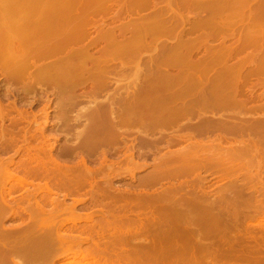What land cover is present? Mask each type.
<instances>
[{
    "label": "bare ground",
    "instance_id": "1",
    "mask_svg": "<svg viewBox=\"0 0 264 264\" xmlns=\"http://www.w3.org/2000/svg\"><path fill=\"white\" fill-rule=\"evenodd\" d=\"M41 1L42 0H3V2H0V75L2 73L5 74L7 79L10 80H18L21 78L24 80L27 76L28 79L25 78L27 81H23L24 85L21 84L23 87L21 89L23 90L22 92L25 93L32 91V94L34 91H37L38 88H44V84H49L48 86L53 85L52 87L55 86V89L58 90V94L65 91V89H68L70 92H74V90L79 86L83 87L88 83H90L89 86H92V89L95 91H98V89L100 90L102 87L105 88L107 83L106 77L112 73H117V75L120 73V70H117L120 68H115V64L120 61V57L127 55L131 56V54L135 55L136 50L138 51L139 47L143 48V44L146 42L145 40L147 39L145 38L147 36H152L153 38L155 35L158 37L161 34L168 35L171 32H176L180 27L178 26L179 21L184 23L186 19H184L182 11L198 9L207 14L206 17L204 15L203 18H199L198 20L194 19L195 22L193 21L194 25L192 26L193 32H196L195 30L198 32L199 29L203 30L201 27H204V29L210 27L212 29L217 28L218 30V27L220 26V23L218 24L219 19L222 22L223 18H230L231 16H235L237 21L240 20V25L244 21L247 22L246 19H249V22L252 20L255 23L264 22V0H206V2L205 0H165L164 2H166L165 4L167 5L164 7L165 9L161 7V3L157 0H123V2H121L122 8L127 13L152 9L154 10L152 11V13L154 12V16L152 18H144L143 16L135 18L131 16V18L125 22L122 20L124 23L121 22L122 25H119L121 28L117 25L114 26L112 23V25H108L105 19L101 20L104 17L99 18L95 16V14L98 15L100 12V15H102V13L105 15L107 12L110 14L113 6L112 1L114 0H55V2L53 1L54 3L52 1L44 2L46 4L41 3ZM167 9L175 15L174 21H177V24L176 22L175 25H173L174 22L173 24H170L167 22L168 20L165 21V18L161 16L162 13L163 15L165 14L164 12ZM10 12L14 15H11ZM237 16H240L241 19L238 20ZM215 19H217L218 22ZM215 22H217L216 26ZM254 22L253 24L255 26ZM224 24L227 26L225 21ZM242 25L245 26V24ZM221 26L222 27L220 28H226L223 23H221ZM259 27L260 28L257 26L253 27L254 30L249 28V32L246 30L247 33L244 35V38H240L239 40L241 41V45H239L238 49L233 48V50H230L228 47V49L225 47L226 50L223 47L222 48L224 50L220 48L223 51H217V49H212L213 51H210L208 49L200 58L196 56V52L198 51L197 47L195 54H193L194 51H192L195 49L191 50V48L189 49L187 45L185 46H187L186 48L188 49L182 48L183 43L187 40L185 41L184 38L181 40L182 36L180 37V35L183 31L180 34L178 33L175 45L172 44V46L165 47L156 53L155 61L157 63V70L153 74H150V78H148L145 83L140 85V89L135 93V97H133L131 102L129 101V104L126 102L127 105L122 112L107 113L103 112V109L102 111H99L102 113L96 112V115L94 114V118H96L97 122L105 121L106 125L109 124V129L110 127L116 126L117 123L122 125L142 123L145 124L144 126L147 125L150 129L151 127H171L172 132L170 136L168 135V138H166V136L163 137V133H161L160 135L162 136L159 137V139L161 137H163V140L164 138L167 139L165 146L167 149L178 145H184V143L187 144L192 140V138H195L196 135H204L217 131H220L222 134L218 137L219 145L222 146V143L227 140V134H238L244 137V135L252 134L260 128L264 129V121H260L256 125L251 126L252 130H250L247 122L241 119H235L239 122L228 121L226 118L217 121L210 120L206 116L201 118L202 113L206 114L207 112L197 111L199 110V106L205 111L208 109L235 108L236 112H239L238 114L242 112H264V96H260L258 94L259 98L261 97V100H263L262 103L261 100L259 101L257 95L254 96L255 94L253 92L255 91V88L252 87L254 91L252 88H247L250 83L247 79L251 78L252 75L258 76L264 73V55H262L259 50V53L256 52V54H253L254 56L251 55L250 59L248 56L249 64L251 61L253 62L252 64H254H250L253 68H250L248 72L245 70L246 66L243 65H246L244 61H247L243 58L237 59L236 57H233L241 54V51L248 46L251 47L253 45H257L262 47L261 42H264V28L262 25H259ZM92 30L96 31V36H98L97 38L95 35L94 37L92 36ZM130 32L133 33L132 39H120V37ZM174 34L176 35V33ZM202 37L203 35L201 38ZM208 38V34H204L203 40L205 41H197L200 42L201 45V43L204 44ZM101 43H105V49L103 50L102 55L98 56V52L95 56L92 52L93 48L96 46L100 48L99 45H101ZM191 44L188 43L189 47ZM135 46H137L138 49H134ZM199 47L198 49L200 50ZM217 52L220 54V58L223 59L222 61L225 59V64L228 59H237L234 64H229L226 68H224V70L222 69L220 71L218 68V77L220 78L225 77V74L229 73L227 79L228 81H216L213 85H207L208 83H199L197 81L194 82L193 79H200V73L201 75H203L202 73H205L208 77L210 72L213 71L212 69H215L214 66L219 58H217ZM248 62L247 65H249ZM225 66L223 65V67ZM110 71H112V73ZM245 71L247 73H245ZM104 78H106V80ZM16 82L17 81H15V83ZM11 85L12 84L5 88L7 89V93L5 94H8V91L11 90ZM259 85L264 87V83ZM244 87L249 89V96H247L246 92H244ZM198 89H202L201 92H199ZM247 89H245V91ZM42 92H45V90ZM189 93H205L206 95L212 94V96L208 98L201 97L200 99L194 98V101L193 99L189 101L184 100V102L180 101V96H183L185 99L184 95ZM149 95H153L154 97L150 98ZM33 100L30 102V105H33ZM151 103L155 105H150ZM3 107L4 106L0 103V112H7L6 108L4 107V109ZM14 109H16L17 112H22L18 110V108L14 107ZM233 111L234 110H232V112ZM42 112L44 113V117L47 119V108L45 107ZM62 113L63 112H61V114ZM19 116L22 117V120L26 119L25 115L21 113ZM194 117L201 118L197 126H194L195 128L190 126L188 123ZM34 119H36L35 116ZM228 119L231 118L228 116ZM0 120L2 122L4 121L3 115H0ZM47 123L48 122L46 120L44 124L46 125ZM113 123H116V125L112 126ZM43 129L44 128H42L41 134H39L41 137L43 135ZM111 130L112 129H110V131ZM189 130L196 132V135L182 133ZM251 142H253V140L246 142L245 139L239 142L238 148L235 149L237 158H244V156L250 155V153L251 156H254L253 154L257 153L254 156L256 157L259 153H262L261 151L259 153L257 152L260 150L258 149V144H256L257 142ZM256 146L257 149L253 150ZM205 147L206 146L201 145V143H196L194 149L182 146V148L180 147L179 149L170 151L169 155H165L158 162L155 161L156 168L154 169L156 171H153L154 174H150L151 176L149 177V180H147L148 178H145L146 180L142 179L141 183L147 186L156 187L163 185L166 180H170L174 174L176 175L187 171L192 172V170L195 169L202 170L210 165L218 166V168L227 165L226 168H222L221 172L229 173L230 169H227V167H232L234 165L231 153L229 156L222 153L217 158H204L203 155L206 154H203V149H206ZM212 147L214 148L213 145ZM213 148H211V150ZM50 150L51 149H49V151ZM206 150L208 151L209 149L207 148ZM252 150L255 152H250ZM116 151L121 154V150L116 149ZM108 153L103 155V161H101V164H98L99 166L91 168V163H86L88 160L85 159V161L79 159L81 161L73 164V167H70V165L67 166L65 163L67 166L66 167L64 165V167H66L65 171H61L60 162L58 165L59 168L53 169V164L55 162L52 159H49L48 161L42 159L43 161H41L38 160L39 158L37 159L30 156V159H28L29 162H26L27 164H23V167H26L27 172L31 175V178H24L25 176L22 178L18 176L16 177L17 181L14 185L16 188H24V190L26 189L28 192V188H31L28 186L34 185L33 183L35 180L32 179H34V177H38L37 179L43 183L44 190L54 198L53 200L51 199V196L48 198L49 195L46 193V196L48 195V200L55 201V203L51 202L52 205H56V200H58L60 203L57 204L58 206H61L62 204L64 205V202L70 193H80V190L82 192V190H84L83 188L88 187L90 188L89 191L91 193L92 200L95 202V206L100 205L98 204V202L100 203V201H98V195L100 192L98 193L95 187H99L97 177L103 175V173L107 170L112 172V170L116 169V166H118V162L108 160V156L106 155ZM124 155L128 157L127 153ZM131 162L134 164L137 163L131 159V161H128L127 164H130ZM34 163L36 164L35 166H33ZM240 164L242 163H239L238 166ZM9 166L10 165H8L7 170H5L7 174H12ZM147 166L148 165L145 164L144 168ZM238 166L236 165V167ZM241 167L242 166H239L238 169H241ZM245 167L247 168L246 165ZM134 168L139 169L140 167ZM242 169L244 170V168ZM52 170L54 171L52 172ZM115 171H118V169ZM118 173L120 174V172ZM118 173L116 172V174ZM105 176L106 175L104 173V177H101L104 180V183L108 186L113 185V183L111 184V180H109L111 175H108V179L107 177L105 178ZM116 177L117 175H115V178ZM163 187L164 186L161 187V190H163ZM126 189H116L119 194L123 193L121 200H125L126 198L129 199L131 194L133 196L135 195L134 192L131 193L130 190ZM236 190L237 189L235 188L234 190L231 188V190L228 191L230 193L232 191V193L235 192L233 196L231 195V197L230 193L227 195L226 190L224 191L225 193L223 192L224 195L220 194V197H214L213 200V196L209 194H199L193 190L192 192H186L185 182L180 181L178 183H170V186L165 188L162 192L153 193V191L152 193L148 192L144 195H135V200H132V196V199L130 198L132 200L131 202L126 199L128 202H125V207L128 208L132 205L143 206L145 204L143 206L144 208L146 204H148L150 209L154 208L150 211V215L144 211L145 216L148 214L145 220V222L148 220V225L143 226L139 224L138 227L134 226L136 229L132 232V229L129 227L122 228L121 226L118 227L119 225L116 227V224H118L117 221L118 219H121L120 217L122 214L117 217L114 216V213L112 214L113 217H110V219H113L109 220L107 217L111 215V213L108 211L107 216L104 214L106 212L104 210V213L99 211V213H102L100 216L101 219L99 217V222H101L100 220L103 219L104 215L107 216H104L105 220L103 219L104 221L103 223L101 222V225L99 222L97 223L100 227L98 225L97 227L95 225L96 222H93L94 224L86 228H81L77 225V221H71L72 226L66 227L68 225L63 222L64 220H59V222L57 221L58 224L56 222V225H52L50 227L44 226L38 222L40 221L39 217L44 210H40L41 207L43 208V205L40 206V201L38 202L35 199V194H33V196L31 193L30 195L24 197L23 200H17V202L15 201L16 198L12 195L9 184V188L4 186L0 191V264H55L58 259L68 258L70 259H68V261L66 260L67 262H64V264H119L120 260H123V264H154V261L155 264H253L255 262V264H264V251L260 250V248L263 249L264 247L261 246L259 248L260 243H258L255 239L254 241L256 242L250 243L252 242L251 240L242 237V239H246V242L250 241L247 245L246 243H243L245 241H242V235L237 236L240 237L242 242L239 238H234V236V239L232 236L229 238L227 236L228 233H226V236L224 235L225 237L216 236L217 231L220 230V226L218 227V225H221V230L224 225L221 223L222 218L224 219L223 221H225V217H233L234 220H236L241 217V212L243 213L245 210V205L251 207L254 206L253 202L256 199L254 201L251 199L253 202H251V200H247V202L249 201L248 203L251 202L253 205L251 203V205H248L245 200L240 202L241 199L239 200V197L242 196L243 191L241 193L240 190V192L237 190L239 193L237 194ZM156 191L158 190L156 189ZM187 191H189V188H187ZM29 192L31 191L29 190ZM66 192L69 194L67 195ZM79 193L78 195L80 196L81 194ZM71 194L70 196L73 198V195ZM124 194L127 195L125 196L126 198L124 197ZM55 195L57 196L56 198L54 197ZM101 195L102 194H100V196ZM74 196L76 197V194ZM31 199H35L36 203H32L30 201ZM232 199L234 202H236L235 199L238 201L234 204ZM121 200L120 203L122 202ZM26 201H29L32 204L24 206L23 204ZM260 202H258V205H261ZM82 203H84L83 198H73L71 209L74 211L76 207ZM104 204L106 203L104 202ZM236 204L240 205L241 208L243 207L242 211H238L240 207ZM57 205L55 207L58 208ZM122 205L124 206V203H122ZM232 206H234V208L235 206L237 207V209L235 208L234 210H237L239 214L234 212ZM124 208H122L123 212L127 209ZM246 209L249 213L252 210L257 211L255 206L254 209L253 207H246ZM249 209L252 210L250 211ZM260 209L262 210L264 208L261 207L258 210ZM229 211L231 213H228ZM58 212L62 213L63 211ZM118 212L119 211H117V213ZM66 213L67 211H65V214ZM251 213L248 217H252ZM260 213H262V211ZM236 215H239V217ZM242 215L244 216V214ZM246 215L247 214H245V216ZM243 216L241 218H243ZM245 216L243 219L247 222L248 218L246 217V219ZM125 217L128 218V216ZM233 218H229V222H226H234L232 221ZM127 220L125 219L126 222ZM138 220L136 222H138ZM240 220L237 219V222ZM13 221H19L20 223L14 225L12 223ZM7 222H10V224L12 223L13 225H8L9 223ZM211 223L213 227L215 226L214 228L218 227L217 231L210 225ZM234 223H236V221ZM229 225L230 224H228V226ZM232 225L234 224L232 223ZM127 226H129V224H127ZM226 226L227 224L224 227L226 228ZM225 228H223V230ZM141 233L146 234L149 241H146V243L144 242V244L139 240L135 242L136 244L131 241L135 238V235L133 237L132 234H138V237ZM105 235H109L108 239H106ZM82 239L83 241L87 240V242H85L91 246L89 251L84 250L82 245H76L81 242ZM235 239L240 242H236L237 240L235 241ZM132 244L136 246L134 247ZM129 246L131 247L130 249ZM60 249L66 252L58 257L54 256L56 250ZM100 251L101 255H94L95 253H100ZM143 255H151V261L146 262V259L144 260L142 258Z\"/></svg>",
    "mask_w": 264,
    "mask_h": 264
},
{
    "label": "rangeland",
    "instance_id": "2",
    "mask_svg": "<svg viewBox=\"0 0 264 264\" xmlns=\"http://www.w3.org/2000/svg\"><path fill=\"white\" fill-rule=\"evenodd\" d=\"M42 1H41V3H44L46 1L47 2H51V1L55 2V0H42ZM157 1L161 3L160 5L163 8L165 6H167L165 4L166 2H164L165 0H163V1L157 0ZM207 1H209V0H207ZM0 2H3V0H0ZM112 2H113V6H112V12H110V14L108 12H107L108 15H107V13L105 15H103V13H102V15H100L101 12L98 15L95 14L96 17H99V18L104 17L101 20L105 19V21L108 25L114 24V26L117 25L118 27H120L119 25H122V23L129 20L131 18V16L135 17V18H139V16L140 17L143 16L144 18H149V17L152 18L154 16V14H153L154 12L152 13V11H154V10H152V9L151 10L150 9L149 10L148 9L143 10L144 12L141 10V11H138L139 13L138 12L127 13L122 8L121 2H123V0H114ZM205 2H206V0H205ZM44 4H46V3H44ZM182 12H183L184 19L185 18L186 19H185L184 23L182 21H179V23L181 22L180 25L178 23V26H180V27H179V29H177L176 32H174V33H176V35L173 32H171L168 35L161 34L158 37H156L157 35H155L153 38H152V36H147L145 38L147 40H145L146 42H144L143 48L139 47V49H138V47L135 46L134 49H138V51L136 50L135 55H133V54H131V56L127 55V56H124L125 58L120 57V61H118L115 64V68L116 67L120 68V69H117V70H120V73L117 75V73L115 74V73H112V71H110L112 74L109 75L108 77H106L107 80H106V78H104L107 81L105 88L102 87L103 89L100 88V90L98 89V91L93 90L92 86H89L90 83H88V84L84 85L83 87L79 86L78 88H76L74 90V92H70L68 89H65V91L58 94V90L55 89V86L52 87L53 85L48 86L49 84L48 85L44 84L43 85L44 88H41V89L38 88L37 91L33 92V94H32V91H29V93H25V92H22L23 90L21 88H23L22 85H24V82L27 81L25 79V78L28 79L27 76L25 78L23 77L24 80L22 78L18 79L19 80V82H18V80L7 79V76H5V74H3L1 72L2 74L0 75V103L2 104V106H4L6 108L7 112H0V115L4 116V121L2 122L0 120V168H1L0 169V191L2 190V188L4 186H7L9 188V184H10V189L12 191V195H13V197L16 198V199L14 198L15 201H17V200L19 201L20 199L23 200L24 197L30 195L31 193H32L31 195L35 194V199L38 202L40 201V203H39L40 206L43 205V208L41 207L40 210H43V209L44 210L41 213V215L39 217L40 221H38V222H40L44 226L50 227L52 225H56L57 221L59 222V220L60 221L64 220L63 222L67 223V225H68L66 227H69V226L71 227L73 221H77L76 222L77 225L80 226L81 228L82 227L86 228V227L94 224L95 222H96L95 225L96 226L98 225L100 227V225L105 220L104 216H106V215L108 216L107 212L109 211L111 213V215H109L108 217L106 216L107 218H109V220L113 219V218L110 219V217H113L112 214H114V213L116 214V215L114 214V216H117V217L120 214H122V216L120 217L122 220L118 219L119 222L117 221L118 224H116V227L118 225H119L118 227L121 226L122 228L129 227L130 229H132V232H133V230L136 229L135 227H138L139 224H141L143 226L148 225V223H147L148 220L146 222H145V220H146L148 214L151 213L150 211L154 209V208L150 209V207H148V204H146L147 208H146V206L143 208V206L145 204L143 206L132 205L131 207L129 206L128 208L125 207L126 206L125 202L127 200L129 202H131L132 200H135V197H136L135 195H141V194L144 195V194H147L148 192L152 193L153 191H154L153 193L162 192V191H164L165 188L170 186V183H178L180 181L185 182L186 192H192V190H193L194 192H198L199 194H202V193L209 194V195L213 196L212 197L213 200H214V197L217 198V196H219L220 194L224 195V193H225L224 191H226V190H227L226 192L228 195L230 193L228 191L231 190V188H232V190H234V188H235L238 191L240 190L241 193L243 191L242 196L240 195L241 197H239V200L241 199L240 202L242 200H245V202L249 205L255 199L257 200V201L255 200L253 202L254 206L257 208V211H254L252 209H251L252 210L251 211L249 209L252 212V213L250 212L252 217H248V215L250 213L246 209V207H249V208L253 207V209H254V206L251 207V206L245 205L244 206L245 210L243 209L244 210L243 213L241 212V217L243 216L242 214H244V216H245V214H247L245 216V218L246 217L248 218L247 222H245V219H243L244 216H243V218H241V217H239V215H236L239 217L237 219L238 220L241 219V220L239 222H237V219L234 220V218L232 217L233 218L232 221H234V222L236 221V223L232 222L235 225L234 226V225H232V223H227L232 218L229 217L230 218L229 219V218L225 217V215H224L225 221H223L224 219L222 218V221L224 223L221 221L222 225L224 224L222 227V230H221V225H218V227L220 226L219 227L220 230H218V231H217L218 227L214 228L215 226L213 227L212 223L210 225L217 231L216 236L225 237L226 233H228L229 235L227 234V236L229 238L231 236L233 238V236H234V238L240 239V237H237V236L242 235L241 239H242V237H244L248 240H251L252 242L249 241L250 243H254L257 241L258 243L261 244V245L259 244V248L261 246L264 247V214H263L264 209L258 210L261 207L264 208V129L260 128V129H258V131L253 132L252 134L244 135V137H242L241 135H238V134H231V135L227 134L226 135L227 140L222 143V146L219 145V141H218V137L221 134L220 131L212 132V133L210 132L209 134H204V135H196V132H194L192 130L184 131L182 133H184V134L189 133L191 135H196V137L192 138V140L189 141L187 144L184 143V145H181V146L178 145V146H174V147L167 149L165 147L167 139L164 138V140H163L162 138L164 136H166V138H168L171 135V132H172L171 127H160V128L159 127H155V128L151 127V129H150L149 127H147V125L144 126L145 124H142V123H139V124L130 123L129 125L128 124L122 125L119 123H117V125H116V123H113L112 126H114V125H116V126L110 127V129H112L110 131L109 126H108L109 124L106 125L105 121L104 122L103 121L97 122L96 118H94L96 115L95 113L102 111L103 109H104L103 112H107V113L108 112H122V110L126 107V105L129 104V101L131 102L133 100V97H135V93L138 92V90L140 89V85L145 83L148 80V78H150V74L151 73L153 74L157 70V63L155 61L156 53L165 47L172 46V44L175 45V42H177L178 33L180 34L183 31V33H182L183 35L182 34L180 35V37L182 36L181 40H183V38L185 41L187 40L186 42L183 41L184 43H183L182 48L183 49H188V48L190 49L191 48V50L195 49V50H192V51H194L193 54H195V52L198 50L196 52V56H198L200 58L201 56H203V54L208 49L210 51H213L212 49H215V50L217 49V51L218 50L220 51L223 48L225 49V47L226 48L228 47L230 50L231 49L233 50V48L238 49L239 45H241V41H239L240 38H244V35H246L247 31L249 32V30H248L249 28L251 30H254L253 27L257 26L258 28H260L259 25H262V27L264 28V22L255 23L253 20L251 22H249L250 20L246 19L247 22L244 21L245 23L242 22L240 25V20H239V19H241L240 16L239 17L237 16L239 21H237V18H235V16H231L230 18L229 17L223 18L222 22L220 21V19L218 22L217 21L218 18L215 19L218 22V24L220 23L218 30H217V28L212 29L210 27V28L204 29V27L203 28L201 27V29H203V30L199 29L198 32H197V30H195L196 32H193L192 26L194 25L195 20H198L199 18H203L204 15L206 17L207 14L204 13V11H201L198 9H190L188 11H182ZM200 12H201V14H200ZM6 13H7V11H6ZM10 13H11V15L13 14L12 12H10ZM164 13L165 14L163 15V13H162L161 16L163 18H165V21L168 20L167 22L170 24H173V22H174L173 25H175V22L177 24V21H174L175 15L172 12H170L169 9H167ZM169 21H171L172 23ZM224 21L227 23V26L224 24ZM217 22H215L216 23L215 26L217 25ZM234 22H236V23H234ZM253 22L255 23V26H254ZM221 23H223V25L226 26V28H224V27L220 28V27H222ZM242 24H245V26ZM247 24L248 25L250 24L249 27ZM251 24H253V25H251ZM92 33H93L92 34L93 37H94V35L95 36L97 35L96 31H94V30H92ZM204 34H208L209 38H208V40L206 39L207 40L205 42L206 44L203 42L204 44L201 43V45H202L201 46L200 42L205 41V40H203ZM202 35H203V37L201 38ZM97 37L98 36H96V38ZM118 37H120V36H118ZM132 37H133V33L130 32V33H127V34L123 35L122 37H120V39L123 38L124 40H127V39L130 40V39H132ZM193 37H195V38H193ZM152 40H153V42H152ZM197 40L200 42H198ZM188 43H190V44L192 43L190 45V47H189ZM146 44H147V46H146ZM185 45H187L188 48H186L187 46H185ZM192 45H195V46H192ZM263 45H264V42L262 41L261 42L262 47L257 46V45H253L251 47L248 46L241 51V54H239L240 56L237 55L238 57L237 56H233V57H236L237 59L243 58L248 62L249 61L248 56L250 59L251 55L254 56L253 54H256V52L259 53L258 52L259 50L262 53V55H264V46ZM99 46H100V48L96 46L93 48V51L91 50L93 52V54H95V56L97 55L98 52H99L98 56L102 55V52L105 49V43H101V45H99ZM199 46H201V47H199ZM196 47H197V50H196ZM198 47L200 48V50L198 49ZM223 50H221V51H223ZM216 54H217V58L218 57L219 58L216 61V64H215L216 67L214 66L215 69H212L213 73L210 72L208 77H207V74L202 73L203 75H201V73H200V76H201L200 79L195 78V79H193L194 82L197 81L199 83H205V84L208 83L207 85H213L214 82H216V81L217 82L218 81L219 82L228 81L227 79H228L229 73L225 74V77L220 78V77H218L219 70L220 71L222 69L224 70V68H226L229 64H234V62L237 61V59L235 58L236 59L235 60L234 58H232V59L227 58L229 60V62H228V60H226V62L228 64L227 63L225 64V62H224L225 59H224V61H222L223 59L220 58V54H218V52ZM247 62L244 61V63H246V65L245 64H243V65L246 66L245 70L248 72L250 70V68L251 69L253 68V66L250 65L253 62L251 61L250 64L248 62L249 65H247ZM220 64H221V66H220ZM223 65L224 66L226 65V66L223 67ZM252 65H254V64H252ZM218 68H219V70H218ZM246 71H245V73H247ZM202 76H204L205 78ZM15 81H17V82L15 83ZM247 81H249L250 83L253 84L252 85L248 82L249 87H247V88H249V89H251L252 87L255 88L254 89L255 91L252 88V90L254 91L253 93L255 94L254 96L257 95V97L260 101L261 97L259 98V95L264 96V87H262V85H259V84L264 83V73L262 75H258V76L252 75L251 78L247 79ZM10 84H12L13 87L11 85V90L8 91V94H9L8 95V94H5V93H7V89H5V88ZM201 88H203V87H201ZM247 88L244 87V92H246L247 96H249L250 94H248V93H250V91ZM245 89H247V90L245 91ZM44 90H45V92H42ZM198 90H199V92H201L202 89H198ZM207 95L205 93H196V94L189 93L187 95H184L185 99L183 98V96H180L179 99H180V101L184 102V100L189 101V100L193 99V101H194V98L200 99L201 97L208 98V97L212 96V94H207ZM149 97L153 98L154 96L149 95ZM32 100L34 101V103H33V105H30V102ZM262 101L263 100H261V102ZM126 102H127V104H126ZM261 102H259V103H261ZM259 103H257V104H259ZM150 105H155V104L151 103ZM14 107L18 108V110H20L22 112H17V110L14 109ZM45 107L48 110L47 119L44 117V113L42 112V110ZM198 109L199 110H197V111H199V112H207L206 114L202 113L201 118L206 116L210 120H216V121L226 118L228 121H234V122H237L238 120L241 119V120L247 122V125H249L248 128L250 130H252L251 126L256 125L260 121H264V112H261V111L260 112H246V113L242 112V113L238 114L239 112L237 113L235 108L208 109L205 111L198 106ZM232 110H234L235 112L234 111L232 112ZM61 112H63V113L61 114ZM20 113L25 115V117H26L25 120L21 119L22 117L19 116ZM99 113H102V112H99ZM34 116L36 117V119H34ZM228 116H229V118L234 119V120L228 119ZM201 118L200 117H194L188 123L192 127L197 126V124L200 122ZM235 119H238V120H235ZM46 120L48 123L45 125L44 123ZM42 128H44V129H43V135L41 137V135H39V134H41ZM164 130H165V132H164ZM161 133H163L162 134L163 137H161L159 139V137L162 136V135H160ZM157 139H158V141H157ZM243 139H245L246 142H250L252 140H253V142H251V143L257 142L256 144H258L257 146H258V149H260V150H258V151L256 150V151L258 153L261 151L262 153H259L256 157H254V156L257 153L253 154L254 156H251V153H250V155H246L247 157L244 156V158L243 157L237 158V153L235 152V149L238 148L239 142ZM11 140H13V141H11ZM160 141H161V143H160ZM195 142L201 143V145L206 146L205 147L206 149L207 148L209 149L208 151L206 149H203L204 151L202 150L204 152L203 154H206V155H203L204 158L205 157H209V158L210 157L211 158L216 157L217 158L222 153H225L226 155L229 156V154L231 153V156H233L232 161L234 163L233 166L235 167V170H234L233 166L232 167L228 166L227 169H230L229 170L230 172L229 173L228 172L223 173V172H221L222 168H224V167L226 168L227 165L224 167H219V168H218V166H213V165L211 166L210 165L207 168L205 167L202 170L195 169V170H192V172L187 171V172H181V173L176 174V175L174 174V175H172V178L170 180H166L164 182L165 184L163 183V185H159L156 187L147 186V185H144L141 183L142 179L144 180L145 178L146 179L148 178L147 180H149V177L151 176L150 174L151 173L154 174L153 171H156L154 169V168H156L155 167V161L158 162L165 155L166 156L169 155L170 151L179 149L180 147L182 148V146L183 147L185 146V148L194 149L195 144H196ZM212 145L214 146V148L212 147ZM189 146H191L192 148ZM257 146L253 150L257 149ZM211 148H213V149L211 150ZM49 149H51V150L49 151ZM116 149L121 150V154H119L116 151ZM44 150H45V152H44ZM253 150L250 152H255ZM105 153L109 154V155L106 154L108 156V160L112 161V162H118V166H116V169L112 170V172H114V173L109 172L108 170L104 172L106 175L105 178L107 177V179L111 175L109 180H111V184L113 183V185L108 186L106 183H104V180L102 179L104 177V173H103V175L97 177V181H98L97 183H98L99 187L98 188H97V186H95V187H96L98 193L100 192L98 195V201H100V203L98 202V204H100V205H97V202H96L97 206H95V202L92 200L91 193L89 191L90 188H88V187H85L86 189L83 188L84 190H82V192H81V190H80V193L78 192L79 194H81L80 196L78 195V193H73V194L70 193L71 195H73V198L77 197V199H78V197H79V199H81V198L84 199V203L78 205V207H76V209H75L76 211L75 210L73 211V209H71V206L73 203V198L67 192H66L67 195L68 194L69 195H68V198H66L64 205L63 204H62L63 206L61 205L62 207L60 205L59 206L57 205L59 203L58 200H56L57 201L56 205L58 206V208L55 207L56 205H52L51 202L55 203V201L48 200V198H50L51 195L48 194L44 190L43 183H42V181L37 179L38 177H34V179H32V180H35L33 183L34 185L37 183V181L39 184L37 183L35 186L29 185L28 187H31V188H28V192L26 189L24 190V188H19V187L16 188L14 185V183L17 181L16 177H18V176L22 177V178L24 176H25L24 178H29V177L31 178V175L27 172L26 167H23V164H27L29 162L28 159H30V156L37 158V159L39 158L38 160H41V161H43V160L48 161L49 159L50 160L52 159L55 162L53 164L54 167L52 165L53 169L54 168L58 169L59 168L58 165L61 163L60 169H61V171H65V168L67 166L70 165V167H73L74 166L73 164H76L77 162H79L81 160H85V159L88 160L86 162L87 164L91 163V165H90L91 168L95 167V166H99L98 164H101V161H103V155ZM125 153H127L128 157H126L124 155ZM81 156H82V158H81ZM83 157H84V159H83ZM79 159H81V160H79ZM131 159H133L134 162L138 163V164L136 163L137 166H136V164H134L132 162L130 164H127L128 161H131ZM65 163L67 164V166L65 165ZM239 163H242L239 165V166H242L241 169L239 168L240 170L238 169ZM71 164H72V166H71ZM145 164H147L148 166L144 168ZM244 164L247 166V168L245 167ZM8 165H10L9 167H10L11 173L14 175L9 174V173L7 174L6 170H7ZM35 165L36 164L34 163L33 166H35ZM64 165L66 167H64ZM236 165L238 167H236ZM141 166H142V168H141ZM22 167H23V169H22ZM134 167H140V168L136 169ZM27 168H28V166H27ZM242 168H244V170ZM117 169H118V171H115ZM133 170H134V172H133ZM53 171L54 170H52V172ZM5 172H6V174H5ZM116 172L117 173L120 172V174L119 173L116 174ZM26 173H28V174H26ZM115 175H117L116 178H115ZM131 175H133V176H131ZM112 176H113V178H112ZM188 181H189V183H188ZM192 184H195V185H192ZM104 185H107L108 187L104 186ZM186 185H187V187H186ZM162 186H164L163 190H161ZM192 186H194V187H192ZM233 186H235V187H233ZM126 188L128 190H130L131 193L134 192L135 197L132 194L130 195L131 199L133 196L132 200L130 198L127 199L125 197V196H127L126 194H124V197L127 200L126 199L121 200V197H123V193L119 194V192L116 190V189L125 190ZM187 188H189V191H187ZM34 189H35V191H34ZM156 189L158 191H156ZM251 189H253V190H251ZM29 190L31 192H29ZM237 190H236V192H237V194H239ZM232 192L230 193V197H231V195L233 196V194L235 193V192L234 193H232ZM46 193L49 195L48 198H47L48 195L46 196ZM64 194H65V192H64ZM75 194H76V197L74 196ZM100 194H102V195L100 196ZM225 196H226V194H225ZM54 197L56 198L57 196L55 195ZM35 199H33V200L31 199L30 201L32 203H34V202L36 203ZM51 199L52 200L54 199L53 196H51ZM227 199H228V197H227ZM41 200H43V201H41ZM108 200H109V202H108ZM120 200L122 201L121 203H120ZM247 200H251V202L248 203L249 201L247 202ZM118 201H119V203H118ZM235 201L237 202L238 200L235 199ZM31 202L26 201V202H24L23 205L27 206L28 204H32ZM104 202L106 204H104ZM236 202H234V200H233L234 204ZM258 202H260L261 205L260 204L258 205ZM46 203H47V205H46ZM122 203H124V206L122 205ZM242 203H244V202H242ZM242 203H241V205L243 206ZM253 203H251V204L253 205ZM67 205H69V206H67ZM236 205H238V204H236ZM238 206L240 207V205H238ZM258 206H259V208H258ZM53 207H54V209H53ZM67 208H68V210H67ZM122 208H124V209L127 208V209H126V211L123 212ZM226 208L229 209L228 207H226ZM232 208H233V210L235 208L237 209L236 206H235V208H234V206H232ZM240 208L238 209V211H240V210L242 211L243 207L241 209ZM52 209L54 212L52 211ZM95 210H97V211H95ZM103 210L106 212L104 213ZM116 210L119 212L117 213ZM58 211H63V212L61 213ZM65 211H67L66 214H65ZM99 211H102L104 214H106L103 216L104 220L103 219L100 220L102 223L99 222V217L102 215V213H99ZM144 211H146V213H148V214H146V216H145ZM230 211L228 213H231ZM238 211L234 210V212H237L239 214ZM259 211L260 212L262 211V213H260ZM50 212H53V213H50ZM136 212H139L140 214L136 213ZM226 212H227V210H226ZM257 212H259V213H257ZM123 213H125V214H123ZM51 214H52V216H51ZM123 215L128 216V218H126ZM124 218L126 220L128 219L127 222L125 221ZM226 218H227V220H226ZM80 219H81V221H80ZM100 219H101V217H100ZM136 219L137 220L139 219L138 220L139 223L136 222L137 221ZM243 220H244V222H243ZM262 220H263V222H262ZM58 222H57V224H58ZM78 222H79V224H78ZM98 222L100 225L97 224ZM123 222H124V224H123ZM225 222H226L227 226H228V224H230L228 226V228L230 230L227 228V226H226L227 229L224 227L226 225ZM7 223H9L8 225H13V224L16 225L20 222L19 221H15V222L13 221L12 222L13 224L12 223L10 224V222H7ZM126 223L129 224V226H127ZM237 223H239V224H237ZM131 225H132V228H131ZM241 225H242V227H241ZM243 226H244V229H243ZM223 228H225L227 231L225 229L223 230ZM125 229H127V228H125ZM240 232H242V233H240ZM142 234H144V233H141L139 235L140 237L139 236L137 237L138 234L137 235L132 234L133 237L135 235V238H133L131 236L133 239H137V238L138 239L133 240L131 238L132 239L131 241L135 243L139 240L143 244H144V242L146 243V241H149L148 237H146V234H144V235H142ZM235 235H236V237H235ZM105 237H106V239H108L109 235L108 236L105 235ZM250 238H252L253 240ZM241 239H240V241H241ZM246 239H242V241H245ZM254 239L256 241H254ZM143 240H145V241H143ZM236 240L237 239H235V241ZM85 241L87 242V240H85ZM85 241H83V239H82V241L77 243L76 245H80V246L82 245L84 250L89 251L91 246L88 245V243H86ZM240 241L237 240L236 242H240ZM140 242H138V243H140ZM249 242L245 241L243 243L247 244ZM130 246H129V249L131 248ZM68 249H69V247H68ZM260 250L264 251V248L263 249L260 248ZM65 252L66 251H64L62 249L56 250V252L54 253V256L58 257ZM94 255H101V251H100V253H98V254L95 253ZM150 256L151 255H149V256L143 255L142 258L144 260L146 259V262H149L152 259V258H150ZM152 256H153V254H152ZM68 259H70V258H68ZM68 259H58V260H56L55 264H64V262H67ZM155 259H156V257H155ZM123 263H124L123 260L122 261L120 260L119 264H123ZM255 263H253V264H255ZM154 264H155V261H154ZM258 264H260V263H258Z\"/></svg>",
    "mask_w": 264,
    "mask_h": 264
}]
</instances>
